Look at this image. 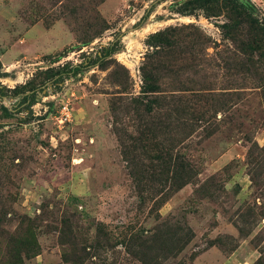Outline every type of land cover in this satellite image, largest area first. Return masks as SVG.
<instances>
[{"label":"rangeland","instance_id":"obj_1","mask_svg":"<svg viewBox=\"0 0 264 264\" xmlns=\"http://www.w3.org/2000/svg\"><path fill=\"white\" fill-rule=\"evenodd\" d=\"M238 1L248 15L228 34L225 16H180L170 1L135 28L155 0H0V83L12 96L0 97V264H77L64 253L81 246L79 264H264V0ZM191 22L169 57L175 68L157 72L160 93L191 98L172 110L141 96L145 40ZM116 38L122 48L108 59L129 78L93 65L32 105L12 92L37 69L80 63ZM133 98L149 100L152 116ZM66 100L72 118L59 124ZM145 119L161 121L154 140L191 164L176 191L141 175L140 149L127 157L133 166L122 155L117 136ZM176 226L191 231L184 246L166 234ZM138 228L140 240L130 237Z\"/></svg>","mask_w":264,"mask_h":264},{"label":"trees","instance_id":"obj_2","mask_svg":"<svg viewBox=\"0 0 264 264\" xmlns=\"http://www.w3.org/2000/svg\"><path fill=\"white\" fill-rule=\"evenodd\" d=\"M156 4H151L144 12V14L134 23V27L138 28L144 25L146 20L152 15L157 6L166 1L172 2L170 4V12L178 14L180 16H196L197 12H201L205 18L210 17H220L225 16L229 21L233 22L232 26L228 28L227 33L230 34L233 30H236L238 26L246 21V6L244 3L239 2L238 0H155ZM162 19V18H161ZM95 24H106L105 20L100 17L98 11H95V16L93 18ZM226 23H222L221 26ZM189 27L196 28V26L191 22L188 25H167L164 28H161L148 35L145 42L146 45L151 48L144 56V61L140 66V73L142 77V86H141V96L148 98L149 95H154V101H162L163 106L168 103L171 105V109L175 110L176 107L181 104V101L189 103L191 98H184L181 94L175 93H160L162 90L159 85V75L157 72L163 70H169L171 67L175 68V63H172L171 58L169 59L171 53L175 52V47L178 42V33L180 28ZM89 28L90 26L87 25ZM107 27H104L106 29ZM96 36V35H95ZM93 36V37H95ZM80 40L83 45L88 41ZM122 48V41L120 38L109 42L106 45H102L95 55L86 56L83 61L80 63H70L66 62L57 68L47 67L46 69H37L32 76L27 79L24 83L16 85L12 92L15 96H20V103H24L27 100L34 104L37 101L38 93L47 89L49 86L55 84L56 88H59L60 83H62L66 78L76 76L83 69L91 67L93 65H99L104 67L107 64H114L119 67L121 72L125 77L129 78L128 70L126 67L115 59H108L109 56L117 53ZM57 61V60H56ZM119 71H113L112 75L116 78L117 82H121V77L117 74ZM53 79V80H52ZM7 89L4 85L0 83V97H12L6 92H2V89ZM174 90H180L178 88ZM10 91V90H9ZM158 92V93H157ZM157 93V94H156ZM146 96V97H145ZM137 101L142 107H145V112L151 115L153 108L147 104L149 100L146 99V103L139 98H133ZM132 99V100H133ZM186 99V100H185ZM113 104H115L113 102ZM113 104L111 103V110L114 109ZM5 112L9 110L3 106ZM20 111V109H19ZM142 120L139 123L137 134H126L124 136H117L118 141L120 142L122 155L126 158L127 162H130V159H127L128 155H131L132 147L134 150L140 149L141 153L145 155L147 163H144L143 167L140 170L141 175L147 174V177H155V182L161 183L170 182L172 184L171 189L176 191L188 183L192 178V168L191 164L183 157L172 153L171 145L167 143H160L155 141L154 137L157 136L154 133V128L156 124H161V121L156 122L155 120ZM128 139L131 143H124L123 139ZM135 145V146H134ZM132 164V162H130ZM133 166V164H132ZM158 168V169H156ZM147 169V170H146ZM150 170V173H149ZM133 175V171L131 172ZM144 177V176H143ZM151 187V185L149 186ZM70 230V229H69ZM62 233L66 232V226L63 224ZM144 232L143 228H138L133 232H130V237L136 239L142 238V233ZM181 233L180 235L178 233ZM61 233V235H62ZM168 238L171 242H178L181 246H184L192 238L191 231L186 226H176L172 231L166 232ZM74 237V236H73ZM74 243H79L74 241ZM125 242V241H124ZM142 242V241H139ZM85 248L82 246L80 248L73 250L74 257H70L64 253V259L69 263H82L86 258ZM143 264H149L145 259L141 260ZM192 257H189V263L192 264Z\"/></svg>","mask_w":264,"mask_h":264},{"label":"built area","instance_id":"obj_3","mask_svg":"<svg viewBox=\"0 0 264 264\" xmlns=\"http://www.w3.org/2000/svg\"><path fill=\"white\" fill-rule=\"evenodd\" d=\"M57 122L59 124H63L66 121H70L72 118L71 115V107L69 100L63 101L59 107V111L57 115L55 116Z\"/></svg>","mask_w":264,"mask_h":264},{"label":"crops","instance_id":"obj_4","mask_svg":"<svg viewBox=\"0 0 264 264\" xmlns=\"http://www.w3.org/2000/svg\"><path fill=\"white\" fill-rule=\"evenodd\" d=\"M141 27H143V26H141Z\"/></svg>","mask_w":264,"mask_h":264}]
</instances>
